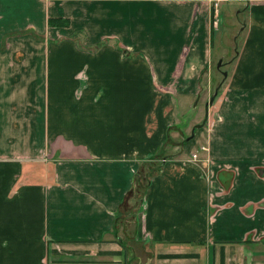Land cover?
Listing matches in <instances>:
<instances>
[{"label": "crops", "instance_id": "1", "mask_svg": "<svg viewBox=\"0 0 264 264\" xmlns=\"http://www.w3.org/2000/svg\"><path fill=\"white\" fill-rule=\"evenodd\" d=\"M244 3L216 91L210 0H0V264H264V0Z\"/></svg>", "mask_w": 264, "mask_h": 264}, {"label": "rangeland", "instance_id": "2", "mask_svg": "<svg viewBox=\"0 0 264 264\" xmlns=\"http://www.w3.org/2000/svg\"><path fill=\"white\" fill-rule=\"evenodd\" d=\"M244 4V0H228L221 2L218 7L223 21L220 22L219 19L217 25H221V27L219 32H215L212 37V78L216 77L215 80L212 81V84L214 83L216 91L226 87V82H224V79L221 78H225L227 74L229 76L232 74L234 63L232 65L230 64V66L227 62L228 60L232 59L236 48L240 46L242 41L241 35L239 38L241 26L240 21H242L245 14H243V12L237 13V11L241 9ZM219 60H222L220 64ZM220 68L223 70L222 73L217 71ZM214 99L218 101V96L216 95ZM200 140L201 138L196 136V139H191L189 142L185 143V151H187L189 147H194L196 150H199ZM142 182H145L144 178Z\"/></svg>", "mask_w": 264, "mask_h": 264}, {"label": "built area", "instance_id": "3", "mask_svg": "<svg viewBox=\"0 0 264 264\" xmlns=\"http://www.w3.org/2000/svg\"><path fill=\"white\" fill-rule=\"evenodd\" d=\"M224 1H228V0H210V2L212 3V7H213V10L214 12H216V14L218 13V7H219V4L221 2H224ZM215 23L218 22V19L215 18ZM206 146H201L200 147V150H206ZM165 161V158H161L159 160V162H163ZM189 161H192V162H197V161H202V162H205L206 161V158H201L199 155H198V152H191L190 153V156H189Z\"/></svg>", "mask_w": 264, "mask_h": 264}, {"label": "trees", "instance_id": "4", "mask_svg": "<svg viewBox=\"0 0 264 264\" xmlns=\"http://www.w3.org/2000/svg\"><path fill=\"white\" fill-rule=\"evenodd\" d=\"M48 25L50 26H57V25H67V20H63V19H57V18H49L48 19ZM147 183V179H145V182H138V184H136V188L134 189V191H139L141 192L143 189V186H145ZM133 192V189L130 191V193Z\"/></svg>", "mask_w": 264, "mask_h": 264}, {"label": "water", "instance_id": "5", "mask_svg": "<svg viewBox=\"0 0 264 264\" xmlns=\"http://www.w3.org/2000/svg\"><path fill=\"white\" fill-rule=\"evenodd\" d=\"M221 63V60H219V64ZM225 75V74H224Z\"/></svg>", "mask_w": 264, "mask_h": 264}]
</instances>
